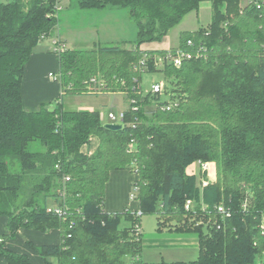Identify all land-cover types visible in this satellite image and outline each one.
I'll return each mask as SVG.
<instances>
[{"label":"trees","instance_id":"obj_1","mask_svg":"<svg viewBox=\"0 0 264 264\" xmlns=\"http://www.w3.org/2000/svg\"><path fill=\"white\" fill-rule=\"evenodd\" d=\"M205 2L213 12L207 27L181 33L170 51L142 49L164 41ZM57 4L0 3V216L8 218L0 258L32 264L5 248L6 241L20 229H56L60 244H29L46 264H126L128 257L146 264L141 225L152 215L159 232L195 234L200 244L195 261L159 264H256L264 255V0L246 7L241 0H79L83 11L128 9L137 26L135 48L57 52L63 92L57 108L29 111L26 66L43 39L55 35ZM179 51L192 59L179 68L156 66ZM156 72L170 85L169 100L141 86L145 74ZM114 93L130 103L117 132L105 127L99 112L69 111L62 102ZM93 139L97 150L84 153ZM197 162L216 164V180L203 191L188 173ZM124 170L138 175L133 198L140 211L107 213L110 173ZM189 200L195 209L186 210ZM54 201L62 216L48 212ZM220 206L230 208V218L218 214ZM173 222L182 226L164 228Z\"/></svg>","mask_w":264,"mask_h":264},{"label":"rangeland","instance_id":"obj_2","mask_svg":"<svg viewBox=\"0 0 264 264\" xmlns=\"http://www.w3.org/2000/svg\"><path fill=\"white\" fill-rule=\"evenodd\" d=\"M9 1L11 0H0V3H8ZM78 1L79 0H60L62 13L71 15L69 18L71 28L63 24L60 29L66 37L77 42L78 46H75L76 49H86L88 48L87 44H91L93 42H96V44L101 47L121 46L126 49L135 48L133 42L137 37V26L128 9H111L114 10V13L108 19L113 21V26H110L105 31V28L102 26L103 23H101V21L96 18V15L89 16L88 11H83L78 8ZM252 1L253 0H241V6L246 7ZM208 6H211L210 3H204L201 5L198 12L194 11L187 14L178 25L170 30L167 38L172 49L178 47L181 32L197 31L202 27H207L211 23L213 12L211 7ZM97 26L99 27L98 29ZM96 29L99 32V35L95 32ZM106 35L108 36L107 39L110 38L111 41H105ZM163 42L164 41L160 42V44ZM147 44L149 43H146V45ZM156 83H163L164 87L167 85L169 86V88L166 87L168 91L165 88L164 93L161 95V98L169 100L170 85L166 83L163 74L159 72L145 74L143 76L141 86L144 92H150L152 86ZM85 104H93L96 109L101 110L102 123L106 126L112 123V121L109 119L110 113H113L118 118L119 115L128 108L130 103L127 101V98L123 93H114L109 94L108 96L89 95L65 97L66 110L73 111L80 107V105ZM153 109H155V106H153ZM31 149H37L36 144H33ZM196 171L197 186L200 188L201 180L205 175L201 174V169L199 166H196ZM200 189L203 191L202 188ZM132 195H135V187L133 188ZM50 206H55V201L51 202ZM196 206V203H193L191 209H195ZM179 226H182V224L177 225L176 222H173L168 223V225H165L164 228H179ZM158 228V218L156 216L149 215L143 217L142 229L144 235V247L141 258L144 262H146V264H158L163 260L169 263L191 262L197 260L199 256L198 248H183L179 247L178 245L164 244V242L167 240H178L177 233L171 232L169 229H163V231L159 232ZM125 262L126 264H134L133 260L129 257L126 258ZM261 263H264V255L256 262V264Z\"/></svg>","mask_w":264,"mask_h":264},{"label":"crops","instance_id":"obj_3","mask_svg":"<svg viewBox=\"0 0 264 264\" xmlns=\"http://www.w3.org/2000/svg\"><path fill=\"white\" fill-rule=\"evenodd\" d=\"M207 3V2H205ZM204 4V3H203ZM202 4V5H203ZM211 5V4H210ZM211 7L212 6H208ZM89 16H95L101 21L102 26L105 31L110 26H113V21L108 18L113 15L114 10H86ZM72 13V12H71ZM70 14L59 13V24L57 31L52 38L43 39L35 50L30 62L26 66L25 76L23 80V98L25 108L29 111H37L44 104H50V106L55 105L59 98L62 96V85L60 82V65L59 56L54 53V40H59L68 49H76L78 46L77 42L66 37L61 26L70 25ZM99 27L97 26V29ZM95 32L99 35V32ZM188 32V31H183ZM181 32V33H183ZM191 32V31H189ZM194 32V31H193ZM106 42L111 41L110 38ZM136 40V39H135ZM88 48L92 49L99 45L96 42L87 44ZM74 46V47H72ZM179 46V45H178ZM152 47V48H151ZM177 48V47H176ZM143 50L150 51H168L172 49L169 44V40L166 37L163 43H149L142 45ZM104 95H94V96H108ZM63 106L65 108V97L62 99ZM73 111H90L99 112L101 110L96 109L93 104L80 105L76 110ZM99 142L97 139L92 140L90 147H84L82 151L84 153L93 154L98 148ZM198 166L195 164V167ZM189 170V169H188ZM138 179V175L129 170L124 171H112L110 173L109 182L106 185V199L104 208L107 213L114 214L123 212L126 209L130 210L132 213H137L140 211V203L138 200L133 198L132 192L134 185ZM143 219V218H142ZM8 223V218L0 216V239L7 234L6 226ZM141 232L143 234V229L141 225ZM144 236V235H143ZM144 238V237H143ZM178 240L165 241L164 244L167 245H178L179 247H195L200 248L198 236L194 234H177ZM61 242V233L59 230L53 229L47 233H41L39 231H34L30 229H20L15 238L6 241L5 248L13 251L17 254L25 255L31 261L32 264H46L43 259L31 249L30 243L35 246H52L58 245ZM144 247V239H143ZM199 255V253H198ZM143 261V260H142ZM165 261V260H164ZM144 262V261H143ZM53 264H57L56 259H52ZM146 263V262H145ZM0 264H8L5 259L0 258ZM148 264V263H147ZM159 264V263H158Z\"/></svg>","mask_w":264,"mask_h":264},{"label":"built area","instance_id":"obj_4","mask_svg":"<svg viewBox=\"0 0 264 264\" xmlns=\"http://www.w3.org/2000/svg\"><path fill=\"white\" fill-rule=\"evenodd\" d=\"M58 4H57V8L56 10L58 11V13L61 12V7H60V0H57ZM191 44V42L189 43ZM54 53L57 54V52L63 51L66 49V46L64 44H62L61 42H59V40H54ZM192 59V55L187 53V52H177L175 55L169 54L166 58H161L157 61L156 66L159 68H162L163 66H165V64H169L172 65L174 67H181L182 64L184 63L185 60H190ZM166 87H164L163 83H156L152 86L151 88V93L154 95H162L164 93ZM148 93V92H147ZM134 101H131V104H133ZM171 108V107H169ZM109 119L110 121H112L111 124H122L123 125V120H124V112L121 113L119 115V117L117 118L113 113L109 114ZM133 145H131L132 147ZM133 148V147H132ZM200 169H201V174H204L205 176L202 178L201 180V187L203 190L209 186L210 183H212L213 181L216 180V176H217V169H216V164L215 163H201L198 162L196 163ZM196 167L195 164L191 165L188 173L192 176H196ZM136 174V173H135ZM70 178H67V181H69ZM252 195L248 196L246 201L243 203V208L247 209L249 206V200L251 199ZM193 204V201L189 200L186 203V210H191V206ZM218 214L220 216L223 217V219L226 218H230L231 217V210L230 208H225L224 206H220L218 207ZM48 212L49 213H55L58 216H62L63 215V209L61 207H58L57 204H55V206H50L48 208ZM138 230H140V227H138ZM261 230L262 233L264 234V218H263V222L261 225ZM2 242V238L0 239V243Z\"/></svg>","mask_w":264,"mask_h":264},{"label":"water","instance_id":"obj_5","mask_svg":"<svg viewBox=\"0 0 264 264\" xmlns=\"http://www.w3.org/2000/svg\"><path fill=\"white\" fill-rule=\"evenodd\" d=\"M57 107H55L54 105L51 106L49 109H50V112H54L55 109ZM108 130H111V131H114V132H117V131H120L123 129V125L122 124H108L105 126Z\"/></svg>","mask_w":264,"mask_h":264}]
</instances>
